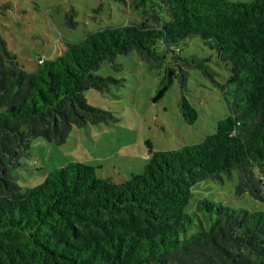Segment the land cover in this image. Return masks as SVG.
<instances>
[{
	"label": "trees",
	"instance_id": "obj_1",
	"mask_svg": "<svg viewBox=\"0 0 264 264\" xmlns=\"http://www.w3.org/2000/svg\"><path fill=\"white\" fill-rule=\"evenodd\" d=\"M139 20L105 25L67 41L54 58L27 70L0 33V264H264V209L201 197L185 210L191 187L237 169L235 193L264 200V0H132ZM72 11V10H71ZM66 22L74 26L73 12ZM200 38L229 71L228 114L194 143L155 149L125 180L79 160L51 169L24 190L15 170L31 139L59 144L73 126L108 121L88 102L117 79L95 70L135 48L162 69L155 99L176 78L184 119L198 118L187 96L190 70L214 78L210 56L183 53ZM214 215L209 228L198 212ZM199 228L188 234V228Z\"/></svg>",
	"mask_w": 264,
	"mask_h": 264
},
{
	"label": "rangeland",
	"instance_id": "obj_2",
	"mask_svg": "<svg viewBox=\"0 0 264 264\" xmlns=\"http://www.w3.org/2000/svg\"><path fill=\"white\" fill-rule=\"evenodd\" d=\"M70 11L76 20L74 26L66 22L65 16ZM140 18L132 0H0V33L30 71L41 57L54 58L60 54L67 41L79 40L88 31L105 25ZM182 52L212 55L209 63L216 70L214 78L198 68L190 70L187 96L198 111L194 123H188L180 110L181 89L176 78L164 95L155 99L162 69L150 67L135 48L118 53L114 61L105 60L95 70L117 81L104 91L93 87L85 90L89 103L109 110L113 117L100 123L73 126L67 141L59 144L44 136L33 137L31 152L20 157L21 164L15 170L23 190L41 182L49 170L71 160L97 166L98 175L125 180L132 173L143 171L149 158L148 140L155 149H171L198 142L205 134L214 132L218 120L228 114L227 98L232 95V86L227 93L224 91L229 71L226 66L216 64L213 50L200 38L189 39ZM236 182L237 169L196 182L185 210L194 215L201 197L232 207L264 209V200L253 198L248 192L237 195ZM198 213L203 225L209 228L215 216L204 211ZM196 221L197 225L188 228V234L199 228L197 217Z\"/></svg>",
	"mask_w": 264,
	"mask_h": 264
},
{
	"label": "built area",
	"instance_id": "obj_3",
	"mask_svg": "<svg viewBox=\"0 0 264 264\" xmlns=\"http://www.w3.org/2000/svg\"><path fill=\"white\" fill-rule=\"evenodd\" d=\"M39 61H42V57L39 59Z\"/></svg>",
	"mask_w": 264,
	"mask_h": 264
}]
</instances>
